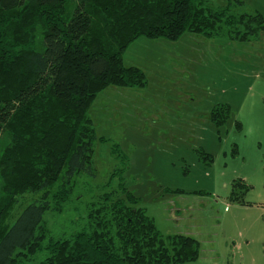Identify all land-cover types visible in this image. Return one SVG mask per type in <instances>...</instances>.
I'll use <instances>...</instances> for the list:
<instances>
[{
	"label": "trees",
	"instance_id": "obj_1",
	"mask_svg": "<svg viewBox=\"0 0 264 264\" xmlns=\"http://www.w3.org/2000/svg\"><path fill=\"white\" fill-rule=\"evenodd\" d=\"M233 1L217 7L211 0H0V264L199 259L196 238L163 234L140 197L127 189L129 159L118 145L112 157L121 162L104 185L118 180L117 193L107 191L86 204L69 235H55L45 216L63 214L80 201L77 177L96 174V143L108 141L98 137L90 114L97 97L110 87H148L146 73L124 63L129 46L142 37L178 41L186 33L260 39L264 15L233 13ZM230 116L223 104L210 120L220 128ZM249 189L235 181L229 201L250 206ZM27 195L38 199L13 221Z\"/></svg>",
	"mask_w": 264,
	"mask_h": 264
},
{
	"label": "rangeland",
	"instance_id": "obj_2",
	"mask_svg": "<svg viewBox=\"0 0 264 264\" xmlns=\"http://www.w3.org/2000/svg\"><path fill=\"white\" fill-rule=\"evenodd\" d=\"M241 1H233V13L264 15V0ZM124 63L142 69L148 87H110L97 97L90 114L98 137L108 141L96 143L95 176L76 179L80 201L63 214L45 216L52 232L69 235L86 204L119 191L118 180L104 187L121 162L112 157L118 145L129 159L127 189L140 197L163 234L185 231V222H173L175 207L183 206L169 205L168 199L182 196L195 203L200 223L191 227L201 230L203 253L187 264L212 260L217 253L204 257L211 250L221 256L210 264H264V33L249 42L233 41L227 33L218 39L186 33L178 41L142 37L126 50ZM223 104L231 116L218 128L210 114ZM237 180L250 188L245 195L250 206L229 201ZM37 199L22 198L12 220ZM188 211L185 206L177 215L189 221Z\"/></svg>",
	"mask_w": 264,
	"mask_h": 264
},
{
	"label": "crops",
	"instance_id": "obj_3",
	"mask_svg": "<svg viewBox=\"0 0 264 264\" xmlns=\"http://www.w3.org/2000/svg\"><path fill=\"white\" fill-rule=\"evenodd\" d=\"M174 202H175V204H173L174 206H176L178 203H181L180 205L183 206V207H181V209L182 208L184 209L185 206H186L190 210V211L187 212V216H189V218H190V220L188 221V220H186L185 217H182V216L177 215L178 212H180L181 209H178L177 207H175L174 213L176 214V216L173 218V222L174 223H178V224H180L181 222H185L186 223L185 224V231H180L179 234L192 236L194 238H196V236H197L198 239L197 238L196 239L201 244V252H200V256H201V254L203 253L202 252V249H203V245H202V234H200L201 230H199V227H196V228H192L191 227L192 224H199L200 223V221H198L197 218L194 216L195 214H197V208H194V207L192 208V205H194L195 203H191V202L188 203L187 200H186V198H184L182 196H181V198L178 197V198H175V199H168L167 200V204H169V205L172 204V203H174ZM226 210H228V207H225V211ZM217 211H219V210H217ZM167 231H168L167 234L171 233V230L170 229H168ZM207 238H209V241H208L209 243H213V240L211 239L210 236L207 237ZM213 253H217L218 255L221 256V254H220L221 252H219V251L217 252L215 250H211L209 252H206L204 257L205 258H209V256L211 254H213ZM217 254L215 256H212V260L210 258L208 261H205V262H202V263H199V264H210V263H208L209 261H213L214 262V260L218 258L217 257Z\"/></svg>",
	"mask_w": 264,
	"mask_h": 264
}]
</instances>
